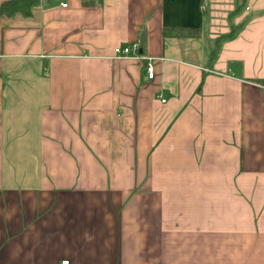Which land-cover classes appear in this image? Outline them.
Segmentation results:
<instances>
[{"label": "crops", "instance_id": "obj_1", "mask_svg": "<svg viewBox=\"0 0 264 264\" xmlns=\"http://www.w3.org/2000/svg\"><path fill=\"white\" fill-rule=\"evenodd\" d=\"M63 261L264 264V0L0 16V264Z\"/></svg>", "mask_w": 264, "mask_h": 264}, {"label": "trees", "instance_id": "obj_2", "mask_svg": "<svg viewBox=\"0 0 264 264\" xmlns=\"http://www.w3.org/2000/svg\"><path fill=\"white\" fill-rule=\"evenodd\" d=\"M48 0H6L0 4V16H13L14 14H21L22 16H30L33 8L46 3ZM85 7H95L102 4V0H80ZM162 35L174 36L178 39L199 37L200 31L198 29H164ZM140 48L144 44V36L141 33L139 37Z\"/></svg>", "mask_w": 264, "mask_h": 264}, {"label": "built area", "instance_id": "obj_3", "mask_svg": "<svg viewBox=\"0 0 264 264\" xmlns=\"http://www.w3.org/2000/svg\"><path fill=\"white\" fill-rule=\"evenodd\" d=\"M63 6L65 5L63 4ZM139 49H140V44L139 41L137 40L123 47H116L114 49V56L118 58H125L132 55L134 58L138 60L145 61V71L147 73V77L148 79H152L154 74L152 60L148 57H143L141 54H139ZM61 264H67V261H63Z\"/></svg>", "mask_w": 264, "mask_h": 264}]
</instances>
